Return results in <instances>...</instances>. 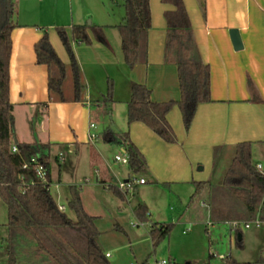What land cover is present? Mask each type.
Segmentation results:
<instances>
[{
	"label": "crops",
	"instance_id": "obj_1",
	"mask_svg": "<svg viewBox=\"0 0 264 264\" xmlns=\"http://www.w3.org/2000/svg\"><path fill=\"white\" fill-rule=\"evenodd\" d=\"M10 2L14 4L16 23L11 32L9 64L15 137L20 142L44 145L40 153L48 161L55 147L90 150L94 163L102 165L100 169L96 167L97 179H117L104 157L113 143L104 141L102 134L110 127L114 132L128 131L144 155L147 164L142 178L146 183L152 179L159 184L191 185L194 181L213 179L217 165L215 148L218 163L233 156L234 146L245 141L252 142L253 159L264 171V0H184L200 54L210 66L211 101L198 105L189 129L184 126L179 107L171 109L167 118L175 132V142L165 141L142 122L129 125L127 121L132 81L145 84L155 102L181 97L177 66L164 62L167 29L164 13L173 8L171 4L150 0L146 59L129 69L117 28L125 16L123 0ZM83 23L102 26L108 45L96 40L89 31L92 43L74 46L84 90L81 99L75 100L74 89L67 93L64 87L65 99L59 100L49 91L47 66L37 63L35 44L47 31L57 55L69 67L70 58L57 27H65L70 34L73 25ZM231 29L239 31L243 44L239 50L234 48ZM67 77L72 78L70 70ZM108 79L114 81L115 102L110 114L101 103ZM91 133L96 134V139H90ZM117 147L124 152L121 146ZM145 208L148 213V207ZM194 209L200 218L202 206ZM150 221V224L171 223ZM156 261L161 260L156 259L153 264ZM142 264L151 262L146 259Z\"/></svg>",
	"mask_w": 264,
	"mask_h": 264
},
{
	"label": "trees",
	"instance_id": "obj_2",
	"mask_svg": "<svg viewBox=\"0 0 264 264\" xmlns=\"http://www.w3.org/2000/svg\"><path fill=\"white\" fill-rule=\"evenodd\" d=\"M163 2L173 6L164 13L167 24L164 62L177 66L181 97L179 100L155 102L151 99V90L145 84L132 81L127 103V121L129 125L136 121L142 122L165 141L175 142L176 135L167 115L177 105L184 126L189 129L198 105L211 101V70L200 54L184 0ZM123 7L125 16L117 28L121 36L125 63L132 69L146 59L145 42L151 27L150 0H123ZM14 13L13 2L0 0V199L7 207L6 226L9 234L5 241L8 264H109L99 241L101 232L96 225V217L84 208L80 189L77 186L70 187L68 206L76 215V220H73L59 209L51 193L48 157L40 153V148L44 145L38 142H20L15 137L9 67L11 32L16 26L13 21ZM89 31L96 40L108 45L103 27L98 24H75L71 27L70 34L65 27H57L70 58L69 67L57 55L47 31L35 44L37 63L47 66L49 91L59 100L65 99L64 82L68 70L72 75L74 99H81L84 83L74 46L91 44L93 38ZM114 102V81L108 79L101 103L109 114ZM102 138L123 148L129 157L127 165L130 171L137 173L146 167V159L131 140L128 131L114 132L108 127ZM13 144L18 146L16 152L12 151ZM214 155L216 165L218 148H215ZM33 156L38 157L44 164L48 183L42 182L29 164ZM25 164L30 167L23 168ZM99 181L121 199L125 198L126 194L112 182V178H99ZM193 184L195 191L191 202L196 198L205 202L206 194L210 197L213 195V179L194 181ZM221 187L234 203L228 207L225 214L213 209V218L251 221L259 217L264 222V173L253 159L252 142H240L234 146V153L222 177ZM233 205L238 208L234 210V214ZM135 212L142 217L147 215V210L142 204L136 206ZM173 226L172 222L150 224L149 234L153 245L157 246L166 239ZM242 239V234L241 240L236 237L237 243H241ZM224 263L234 264L230 257H226Z\"/></svg>",
	"mask_w": 264,
	"mask_h": 264
},
{
	"label": "rangeland",
	"instance_id": "obj_3",
	"mask_svg": "<svg viewBox=\"0 0 264 264\" xmlns=\"http://www.w3.org/2000/svg\"><path fill=\"white\" fill-rule=\"evenodd\" d=\"M64 87L67 93L72 92L71 77L65 79ZM116 148L117 145L110 144L104 156L117 175V179L113 177L112 182L119 186L120 182L129 178L135 180L131 187L124 190V199L97 179L99 174L96 167L100 169L102 165L94 163L95 159H92L90 150L73 151L66 145L55 147L49 161L50 190L54 199L57 203L64 204L66 214L76 220V215L69 208L66 199L70 196L71 186L80 189L84 208L96 216V225L101 232V246L105 252L111 254V257H108L109 264H142L146 259L150 260L151 264L156 259H164L172 264H224V259L218 257L220 254L230 257L234 264H264V222L251 224L249 228H245L242 222L235 231L231 229V222L245 220L233 218L228 221H216L211 215L213 209L227 213L228 207L234 203L221 187L222 177L232 155L216 163L213 195L210 197L206 194L205 202L197 198L191 202L195 191L194 184H159L152 179L141 184L139 179L144 171L136 173L130 171L127 164L117 162L115 155L123 153ZM60 154L64 158L63 161L58 159ZM138 204L148 207L146 216L136 214L134 209ZM196 204L202 206L200 218L194 209ZM235 207L233 214L234 210L238 209ZM183 212L186 214L183 215ZM6 220V205L0 201V264L8 262L5 240L9 229L5 225ZM150 220L174 222L170 235L157 246L153 245L149 235ZM141 222L143 224H140ZM238 232L243 237L241 243L236 241ZM211 251L216 257L210 256Z\"/></svg>",
	"mask_w": 264,
	"mask_h": 264
},
{
	"label": "built area",
	"instance_id": "obj_4",
	"mask_svg": "<svg viewBox=\"0 0 264 264\" xmlns=\"http://www.w3.org/2000/svg\"><path fill=\"white\" fill-rule=\"evenodd\" d=\"M91 126L94 127V124H92ZM89 136H90V139H91V140H94V139H96V137H97L95 133H91ZM17 150H18V146H17V144H13V145H12V151H13V152H16ZM59 159H60V160H63V156H62V154L59 155ZM115 160H116L117 162H121V163H123V164H128V162H129V157L123 152L122 155H117V156L115 157ZM29 164L32 165V167H33L34 171L36 172L38 178H39L42 182H44V183H48L47 170H46L44 164L41 163V162L38 160V157L33 156V157L31 158V161H30ZM29 164H25V165L23 166V168H25V169L29 168V167H30ZM257 166H258V168L262 171V167H261V165L258 164ZM96 172H97V171H96ZM262 172L264 173V171H262ZM21 178H24V177L21 176ZM134 181H135V180H133V179L125 180V182H120L118 187H119V189H120L122 192H124L125 189L127 190L129 187L132 186V183H133ZM139 183H141V184L146 183V179H145V178H140V179H139ZM124 193H125V192H124ZM125 194H126V193H125ZM58 207H59V209H60L61 211H63V212L66 211V206H65L64 204H58ZM242 222L244 223V227H245V228H249V227H251V224H260L262 221L260 220L259 217H256L255 219H253V220H251V221H232V222H231V229H234V230L236 231L237 229H239V227H240V225H241ZM140 224H143V223L141 222ZM134 225H139V224H134ZM210 255H211L212 257H216V254H215L214 252H212V251L210 252ZM106 256L109 257V256H110V253H107ZM218 257H219L220 259H225V258H226V256H225L224 254H220ZM167 263H168V262H167L166 260L156 261V264H167Z\"/></svg>",
	"mask_w": 264,
	"mask_h": 264
},
{
	"label": "water",
	"instance_id": "obj_5",
	"mask_svg": "<svg viewBox=\"0 0 264 264\" xmlns=\"http://www.w3.org/2000/svg\"><path fill=\"white\" fill-rule=\"evenodd\" d=\"M230 34H231V39H232L234 48L236 50L241 49L243 47V44H242V40H241L239 31L237 29H231ZM237 237H238V240H241V233L240 232L238 233Z\"/></svg>",
	"mask_w": 264,
	"mask_h": 264
}]
</instances>
